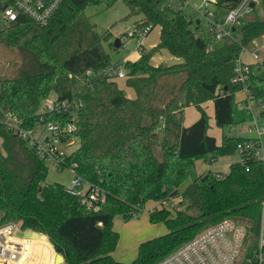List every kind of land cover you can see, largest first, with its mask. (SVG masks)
I'll list each match as a JSON object with an SVG mask.
<instances>
[{
	"label": "trees",
	"instance_id": "obj_1",
	"mask_svg": "<svg viewBox=\"0 0 264 264\" xmlns=\"http://www.w3.org/2000/svg\"><path fill=\"white\" fill-rule=\"evenodd\" d=\"M117 1L128 6L129 16L142 14V26L150 25V30L161 27L160 40L152 51L142 50L137 60L124 63L127 85L136 90V98H129L115 80L86 74L88 69L98 72L112 64L104 38L91 27L84 9L98 4L111 7ZM214 3L227 9L239 4ZM193 23L182 9L167 6L166 0H63L44 27L24 15L9 23L8 42L18 45V38L12 37L22 31L32 35L22 46L33 52L36 67L18 77L1 79L0 208L8 220L47 235L65 264H155L204 227L226 217L247 216L254 238L259 235L264 163L237 161L225 175L207 172L183 191L179 186L196 160L231 155L243 140L241 136H224L218 144L208 132L210 116L202 103L214 101L217 126L237 124L235 95L242 86L232 82L236 59L242 44L264 34V19L245 21L240 39L218 40L207 24L200 21L193 27ZM161 49L182 61L153 65L151 55ZM177 72L184 73L181 82L167 88L168 75ZM248 84L251 96L264 101V58L251 64ZM51 92L60 97L79 94L83 99L74 132L79 144L68 161L75 162V171L84 180L104 189L106 201L97 209L87 208L63 184L45 182L48 168L34 154L23 165L26 176L7 167L15 143L25 144L1 120L11 113L24 127H31ZM189 105L201 115L184 126L183 108ZM177 196L187 207L150 212V221L165 222L169 231L141 243L134 261L116 260L112 252L119 234L113 229L114 217L129 220L147 201L164 202ZM36 253L26 244L24 258ZM21 263L32 264V260ZM34 264L42 263L36 258Z\"/></svg>",
	"mask_w": 264,
	"mask_h": 264
},
{
	"label": "built area",
	"instance_id": "obj_2",
	"mask_svg": "<svg viewBox=\"0 0 264 264\" xmlns=\"http://www.w3.org/2000/svg\"><path fill=\"white\" fill-rule=\"evenodd\" d=\"M62 1L0 0V21L10 23L20 15H24L32 19L38 27H44L49 23ZM257 1L241 0L238 6L229 9L224 26L214 20L215 11L210 7L211 0H204L198 8L203 9V12L210 17L206 24L215 30L218 40L236 39L235 27L242 25L244 21L253 19L247 17H250L251 2L256 3ZM166 5L171 7V2L166 0ZM150 27V25H135L132 30L127 32L126 36H122V46L124 38L132 37L136 39L135 45L140 49L142 38L144 39L148 35ZM245 53L250 56L251 61L244 58ZM263 58L264 34L252 39L248 44L241 45V51L236 59L235 75L232 77V82L240 84L241 91L246 94L244 108L254 113L251 103L257 101L259 119L264 118L262 114L264 101L251 96L248 81L250 80L251 64L261 63ZM86 74L89 78L104 76L109 80L127 76L126 71L121 70L120 67L117 68L116 65H110L98 72L88 69ZM83 105V99L79 94H74L72 97H60L59 94L53 92L41 104L31 127H24L22 121L11 113L6 114L7 119L4 122L10 125L8 128L46 166L47 164L53 165L60 170L66 167L70 168L74 176L71 183L65 186L66 191L78 196L87 208L97 209L101 203L106 201L107 196L104 189L98 184L89 183L77 174L75 162L68 161L71 153L67 154L61 148L63 144H69L74 137L76 119ZM257 115H255L254 122L244 128L245 131L256 134L244 137L236 146V152L239 154L238 161L246 162L252 159L264 163V147L261 139L264 135V124H259ZM38 122L45 125V132L40 137L34 136L32 132L34 125ZM246 170H250L249 165L246 166ZM174 200L175 198L169 199L172 202V207L178 208L176 211L182 209L176 207L178 205ZM262 204L264 207V201ZM165 207L169 208L167 205ZM27 229L34 230L23 228L20 223L8 220L5 212L0 208V264H22L21 261L27 263L38 257L34 255L24 258L26 242L33 239V237H24L20 234ZM38 233L40 234V232ZM252 238L256 239L255 243ZM244 261H246L245 264H264V229L261 227L259 235L254 238L250 225L226 217L204 227L190 240L176 247L155 264H244Z\"/></svg>",
	"mask_w": 264,
	"mask_h": 264
},
{
	"label": "rangeland",
	"instance_id": "obj_3",
	"mask_svg": "<svg viewBox=\"0 0 264 264\" xmlns=\"http://www.w3.org/2000/svg\"><path fill=\"white\" fill-rule=\"evenodd\" d=\"M171 2V9L172 10H179L182 9L183 12L187 15L188 19L192 20L194 23L197 20H200L202 23H207L208 17L204 12L203 9H199L197 7L198 4L201 2L195 3V0H187L189 4L184 3L183 0H169ZM196 4V6H195ZM213 10L215 7L210 6ZM129 8L123 1H117L111 7H105L103 4L98 5H87L84 9V13L89 18V22L91 27L99 34L101 37L104 38L102 41L103 46L110 54L111 63L117 62L119 59L124 58L129 53L135 50L134 46L136 43V39L132 37L124 38V45L121 46L118 50L113 49L114 40L116 37L122 38V36H126L127 32L132 30L135 25H142L143 20H139L142 18V14L140 15H130L129 16ZM228 13L227 8L225 7H218L217 14L215 12L214 20L219 21L223 26L225 24V18ZM250 17L247 18H256V19H264V4L262 0H258L255 3V6L249 11ZM213 18V17H212ZM244 21V20H242ZM245 22V21H244ZM243 22V23H244ZM193 23V27L195 26ZM227 27V26H226ZM9 30V23L1 22L0 21V83L1 79L4 78H15L18 77L22 71L31 70L36 67L35 56L33 52L29 49L24 48L23 43L32 39L31 34H26L24 31L13 35L12 38L18 40V45L14 44L13 42L10 43L6 40L8 34L10 33ZM2 31V32H1ZM24 32V33H23ZM242 33L241 25L236 26V30L234 32L235 37L240 39ZM5 35V36H4ZM21 35V36H20ZM160 36V27L155 26L151 32L145 37L144 43V51L150 52L152 49L157 45ZM3 37V38H2ZM13 39V41H14ZM143 40V38H142ZM26 45V44H25ZM28 45V44H27ZM160 51V50H159ZM156 51L153 52L151 55V61L157 63L158 61H166L168 65L173 64L172 62V54L167 50H162L161 52ZM133 59V58H132ZM37 61V60H36ZM38 63V62H37ZM122 64V61L120 62ZM40 66V64L38 63ZM125 69V68H124ZM184 73L177 72L175 74L168 75L167 81V88L168 86L177 87L183 78ZM119 88L123 89L126 95L132 94L133 96L136 95L135 90L133 87H129L125 80H117L116 81ZM170 90V89H168ZM167 90V91H168ZM52 94V92L50 93ZM243 92H237L235 95V117L237 124L226 126L224 128L219 127L216 125L214 117H210L209 124L210 127L208 132L210 135L214 136L218 141H222L224 135L226 136H243L248 137L256 134L255 132L245 131L244 128L248 124H252L255 120V115L258 113V103L257 101H253L251 106L254 109V113L249 112L246 108H244L245 101H242ZM185 115V122L190 120V114ZM208 113V112H207ZM209 116H213V114L208 113ZM259 120V124H264V118H260L257 115ZM7 117L5 116L4 119L1 121H6ZM7 127H10L8 124ZM160 132L163 130H159ZM33 135L36 137H40L45 132V125L41 122H38L34 125L32 130ZM17 137V136H16ZM160 138H162L160 136ZM262 145L264 147V135L261 137ZM1 144V139H0ZM79 144V138L74 136L69 144H63L61 148L67 153L70 154L75 148H77ZM2 146V145H1ZM4 155H7L6 152L3 150ZM32 153L27 149V146H21L19 143H15L14 150L9 157L7 167L12 172L15 169H19L18 173L20 175H25V168L23 165H27L29 156ZM158 158L161 157V151L157 153ZM211 158V157H210ZM229 157L218 156L213 159H208L207 163H222L224 159ZM231 159L239 158L238 152H234L230 155ZM47 177L45 182L47 183H54L58 182L63 184L64 186H68L71 183V180L74 176V173L70 168L64 169H57L53 165L47 164ZM197 177L196 168L193 166L188 173L187 178L182 182L179 186L180 191H183L195 178ZM176 207L185 208L187 207V202L182 201L181 196L175 197ZM160 201L149 200L145 203L143 209L139 213L138 217H133L129 220H125L122 216L116 215L113 219V229L119 234L118 243L112 252L113 257L124 263H130L135 260L138 255V248L139 245L145 241L153 239L155 237L161 236L166 234L169 229L165 222L154 223L150 221V212L154 209L165 207L166 205L170 208L172 212H175V207H172V202L167 200V203L161 202L162 205H159ZM155 207V208H154ZM168 208V209H169ZM189 212L193 213V210H189ZM248 214V213H247ZM239 222L246 223L249 225L251 222L248 220L247 216L241 217H232ZM264 226V207L262 208V218H261V227ZM40 237V238H39ZM37 236H34L32 240L27 241L29 247L38 246L41 250V260L43 264H58L56 263V251L52 244L49 241L47 235L40 233ZM46 237L47 243L44 241ZM254 239L252 238V241ZM49 241V242H48ZM47 246L50 254L46 253ZM52 246V247H51ZM36 250V256H39V249L34 248ZM52 255V256H51ZM26 258V257H25ZM35 260H32V264H34ZM246 261H244V264ZM65 264V261L63 263ZM252 264V263H247Z\"/></svg>",
	"mask_w": 264,
	"mask_h": 264
},
{
	"label": "crops",
	"instance_id": "obj_4",
	"mask_svg": "<svg viewBox=\"0 0 264 264\" xmlns=\"http://www.w3.org/2000/svg\"><path fill=\"white\" fill-rule=\"evenodd\" d=\"M184 1V3H185V5L186 4H189V2L187 1V0H183ZM199 0H195V3H197ZM203 1L204 0H200L199 2H201L200 4H198V6L199 5H201L202 3H203ZM212 1V7H215V9H214V11L216 12V14H217V11H218V7H223V6H217L214 2H215V0H211ZM195 6H196V4H195ZM197 7V6H196ZM198 8V7H197ZM252 8V7H251ZM228 11H229V9H227ZM143 18H144V16H142V18H140L139 20H143ZM156 26H159V25H156ZM155 27V26H154ZM154 27H152V29L154 28ZM160 27V26H159ZM152 29L149 31V32H151L152 31ZM149 34V33H148ZM160 34H161V27H160ZM145 39V38H144ZM144 39L142 40V43H141V48L139 49V48H137L136 47V45L134 46V49L135 50H133L131 53H130V51L128 50L127 52L129 53L127 56H125L124 58H122V59H119L117 62H114V63H111L112 65H116V66H119L120 67V69L121 70H124V71H126V69H124L125 67H124V63L126 62V61H128V60H131V61H135V60H137L140 56H141V53H142V50H144L145 48H144V43H143V41H144ZM159 40H160V36H159ZM159 42V41H158ZM162 50H167V49H161L159 52H161ZM168 51V50H167ZM169 52V51H168ZM173 57L171 58L172 59V63L174 64V63H179V62H181L182 61V59L181 58H178V57H176V56H174V55H172ZM133 58V59H132ZM244 58L246 59V60H249V61H251V59H250V56L247 54V53H245L244 54ZM152 59H150V62L153 64V65H159V64H162V63H164V64H167V62L166 61H158L157 63H155V62H152L151 61ZM122 61V64L120 63ZM171 65V64H170ZM127 73V72H126ZM127 78H128V76H126V77H116V78H112L111 80H115V81H117V80H125V81H127ZM127 83V82H126ZM129 87H131V86H129ZM134 89V88H133ZM135 90V89H134ZM240 92H243V91H240ZM135 93H136V90H135ZM244 93V92H243ZM136 96H137V93H136V95L135 96H133L132 94H130V95H128V97L129 98H136ZM245 97H246V94L244 93L243 94V97H242V101H244V99H245ZM202 106L205 108V110L208 112V113H211V114H213V116H210V117H214V119H215V109H214V101L213 100H207V101H205L204 103H202ZM189 111V113L188 114H190V120L188 121V122H185V115L187 114V112ZM200 112L198 111V109L194 106V105H189V106H186V107H184L183 108V125L184 126H189L190 124H192L194 121H196L199 117H200ZM160 130H162V128H160ZM161 134H160V136L162 137V131L160 132ZM224 136H226V135H224ZM223 136V137H224ZM236 136V135H235ZM237 136H240V135H237ZM241 137H243V136H241ZM0 139H1V144H0V146L2 145V143H3V138L2 137H0ZM217 140V139H216ZM222 141H223V138H222ZM222 141H218L217 140V143L218 144H221L222 143ZM75 150V149H74ZM223 157H229V158H227V159H224V161L222 162V163H219V164H216V163H210V162H208L207 163V160L208 159H213V158H208V159H198V160H196L195 161V163H194V167L196 168V173H197V176H199V175H201V174H204V173H207V172H212V173H214V174H216V175H220V174H222V175H225V174H227L229 171H230V167H231V164H233V163H235V162H237L238 160H239V158H235V159H231L230 158V155H225V156H223ZM167 203V202H166ZM159 205L161 206L162 205V203L161 202H159ZM155 208V207H154ZM157 208H158V206H157ZM160 208V207H159ZM263 229H264V226L262 227ZM38 237H39V235H38ZM40 238V237H39ZM44 238V241L47 243V239H46V237H43ZM49 242V241H48ZM30 248H37V249H39V247L38 246H35V247H30ZM45 248H46V253H48V254H50V252H49V250H48V248H47V246H45ZM41 250L39 249V256L37 257L38 258V260L43 264V261L41 260ZM52 256V255H51Z\"/></svg>",
	"mask_w": 264,
	"mask_h": 264
},
{
	"label": "water",
	"instance_id": "obj_5",
	"mask_svg": "<svg viewBox=\"0 0 264 264\" xmlns=\"http://www.w3.org/2000/svg\"><path fill=\"white\" fill-rule=\"evenodd\" d=\"M227 2L234 1L236 3H239L241 0H226ZM251 7L253 8L255 6V2H251ZM200 20H197V23H199ZM122 46V39L118 36L114 40L113 49L118 50ZM20 234L24 237H34L39 235L37 231L27 229L25 231L20 232ZM65 261L64 256L60 253H56V263H63Z\"/></svg>",
	"mask_w": 264,
	"mask_h": 264
}]
</instances>
